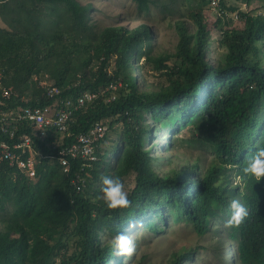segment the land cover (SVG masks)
<instances>
[{
  "label": "trees",
  "instance_id": "obj_1",
  "mask_svg": "<svg viewBox=\"0 0 264 264\" xmlns=\"http://www.w3.org/2000/svg\"><path fill=\"white\" fill-rule=\"evenodd\" d=\"M132 1L144 18L159 3ZM256 1L259 7L240 11L227 0H202L201 7L186 9L190 30L175 20L174 51L153 55L146 23L99 28L91 20V2L0 0L6 24L0 26V141L13 145L28 138L36 159L33 175L0 163V264H112L116 255L104 234L114 237L139 225L158 233L183 221L202 235L217 220L225 224L236 261L264 264V176L257 181L242 171L256 148L264 147V0ZM205 3L217 7L212 26L226 50L216 64L206 59L211 28ZM234 11L240 25L229 17ZM47 14L56 18L47 20ZM131 59L138 61L145 86L138 84ZM148 65L163 82L148 83ZM45 77L51 85L41 83ZM53 85L59 92L49 95ZM87 91L95 96L76 105ZM41 106L70 110L67 130L47 127L42 133L20 117L24 108ZM97 121L107 131L96 143V159L84 166L83 159L67 155L68 163L61 164L58 150ZM167 125L185 127L184 140L210 146L215 161L201 170L196 159L182 158L160 171L152 148L158 129ZM112 129L119 132L116 140ZM102 175L120 177L127 207L104 205ZM233 198L248 212L236 226L225 223ZM192 252L181 248L167 264H184ZM117 257L113 264L123 256Z\"/></svg>",
  "mask_w": 264,
  "mask_h": 264
},
{
  "label": "rangeland",
  "instance_id": "obj_2",
  "mask_svg": "<svg viewBox=\"0 0 264 264\" xmlns=\"http://www.w3.org/2000/svg\"><path fill=\"white\" fill-rule=\"evenodd\" d=\"M81 3L91 2L92 9L90 11L91 20L95 26L101 28L102 26L126 25L134 27L139 23H146L152 34L148 41L150 42V50L153 55H160L173 52L177 43V29L175 20L181 19L184 21L186 29L192 28L191 23L187 20L185 14L187 8L201 7L202 0H159L158 5H152L147 17L144 18L136 10V5L132 0H79ZM207 3V1H206ZM203 6V13L206 21L210 25L211 39L208 46L206 59L210 64H216L219 59H222L225 53V48L219 44L220 33L212 24L217 17V7H209L207 4ZM227 5H236L240 11H247L250 8L259 7V1H253L250 5L235 0H227ZM166 7H173L176 13H171L165 10ZM214 6V4H213ZM235 23L240 25L239 18L236 17L237 12L228 13ZM51 20L56 18V15L46 16ZM0 26L6 27V24L0 19ZM132 60L134 75L137 77L138 84L145 86L142 75L138 70V61ZM145 77L148 83H161L164 79L159 73L160 71L152 68L151 65L145 67ZM45 86L51 85L52 80L45 77L41 81ZM111 89H116V86H111ZM148 125H154L152 119L147 115ZM156 125L158 123H155ZM154 132L151 133V136ZM157 143L152 148V154L156 158V166L160 171L168 170L173 165H177L182 158L196 159L199 162L201 170L206 168L208 164L215 161L214 151L210 146L199 145L196 143L186 142L187 130L186 128L174 130L171 125L163 126L158 129ZM109 136L113 139H118L119 132L112 129ZM156 136L154 137V139ZM152 139L145 141V145H149ZM171 142V143H169ZM169 144V145H168ZM175 156V157H174ZM172 159V163H168V159ZM238 177H233V183L238 182ZM132 183V179L129 181ZM225 224L221 221H213L210 224L209 230L204 234L199 235L191 227L190 224L183 221L171 223L169 227H165L160 232H151L143 225L135 228H128L124 230V234H129L136 243V251L132 256H123L120 264H167L171 258V254L180 250L181 248L193 251L188 260L183 261L184 264H240L234 259L233 244L229 239H226L223 229ZM103 241L110 239L108 234L101 236ZM221 237L224 241L221 242ZM116 259L118 258L115 256ZM114 258L112 264L116 262Z\"/></svg>",
  "mask_w": 264,
  "mask_h": 264
},
{
  "label": "built area",
  "instance_id": "obj_3",
  "mask_svg": "<svg viewBox=\"0 0 264 264\" xmlns=\"http://www.w3.org/2000/svg\"><path fill=\"white\" fill-rule=\"evenodd\" d=\"M213 4H215L214 1ZM111 86L113 85H110V88ZM58 92L59 88L54 85L48 89L49 95H53ZM94 96L95 94L92 92H84L77 99L76 105H82L86 100H90ZM110 97L114 98V95L112 94ZM67 103L69 102L67 101ZM76 105H74V107ZM70 115V110L60 109L54 112L48 106H41L24 108L20 117L28 120L31 124L37 125L40 129H42V133H44V130L47 127H53L60 132L67 130L68 124L71 120ZM106 131L107 125L97 121L87 131L79 133L74 142L63 146V148L58 150L61 164L66 165L68 163V155L73 158L78 157L83 159L82 165L84 166L90 165L91 161L96 159V143L103 137ZM13 148H19L20 152H16ZM25 151L28 152V156L26 159H23L21 158V154ZM3 160H7L9 164H16L19 168L25 170L28 175L34 174V164L36 162L35 151L28 138L13 145L0 141V163Z\"/></svg>",
  "mask_w": 264,
  "mask_h": 264
},
{
  "label": "clouds",
  "instance_id": "obj_4",
  "mask_svg": "<svg viewBox=\"0 0 264 264\" xmlns=\"http://www.w3.org/2000/svg\"><path fill=\"white\" fill-rule=\"evenodd\" d=\"M243 173L252 176L257 181L264 176V147H258L247 159ZM102 200L109 209L125 208L129 205L128 193L124 190V184L117 175H102L100 177ZM231 210L226 225L236 226L248 215L246 207L239 200L233 198L229 201ZM107 244L115 252L116 256H132L136 251V243L129 234L117 233L111 237Z\"/></svg>",
  "mask_w": 264,
  "mask_h": 264
}]
</instances>
